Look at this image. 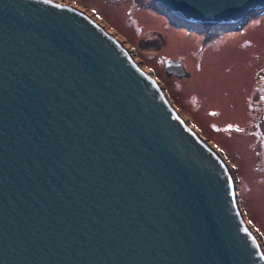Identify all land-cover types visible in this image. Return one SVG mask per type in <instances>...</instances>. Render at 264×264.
<instances>
[{
  "label": "water",
  "instance_id": "1",
  "mask_svg": "<svg viewBox=\"0 0 264 264\" xmlns=\"http://www.w3.org/2000/svg\"><path fill=\"white\" fill-rule=\"evenodd\" d=\"M157 1L220 24L264 8ZM109 31L56 0H0V264H264L214 144Z\"/></svg>",
  "mask_w": 264,
  "mask_h": 264
},
{
  "label": "rangeland",
  "instance_id": "2",
  "mask_svg": "<svg viewBox=\"0 0 264 264\" xmlns=\"http://www.w3.org/2000/svg\"><path fill=\"white\" fill-rule=\"evenodd\" d=\"M71 1L121 35L183 117L229 158L242 176L243 212L264 242V13L222 36L228 27H211L212 38L162 14L155 0Z\"/></svg>",
  "mask_w": 264,
  "mask_h": 264
},
{
  "label": "bare ground",
  "instance_id": "3",
  "mask_svg": "<svg viewBox=\"0 0 264 264\" xmlns=\"http://www.w3.org/2000/svg\"><path fill=\"white\" fill-rule=\"evenodd\" d=\"M197 49V48H196ZM205 51V50H204ZM192 54V53H191ZM193 58L194 57H191V59L193 60ZM191 59H189V63L191 64L192 63V61H191ZM171 62H174V61H171ZM175 63V62H174ZM170 68L172 69V70H176V71H178L179 72V68L178 67H176L175 65H173V64H171L170 65ZM210 110H214V109H210ZM210 110H207V113H208V111H210ZM196 130V129H195ZM197 131V130H196ZM197 133H200V132H198L197 131ZM239 175L241 176V174L239 173ZM240 178H242V176L240 177ZM242 181V180H241ZM241 189H242V194H241V196L243 195V181H242V183H241ZM262 217V216H261Z\"/></svg>",
  "mask_w": 264,
  "mask_h": 264
}]
</instances>
